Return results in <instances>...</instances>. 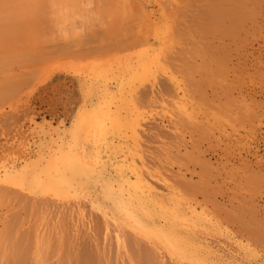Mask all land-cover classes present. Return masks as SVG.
Listing matches in <instances>:
<instances>
[{"label":"rangeland","instance_id":"obj_1","mask_svg":"<svg viewBox=\"0 0 264 264\" xmlns=\"http://www.w3.org/2000/svg\"><path fill=\"white\" fill-rule=\"evenodd\" d=\"M24 1H26V0H24ZM59 1L61 2V4H59ZM253 1L256 2V0H253ZM253 1H251V2L253 3ZM263 1L264 0L261 1L263 3L262 5L259 4L258 0L256 3L257 6L260 5L262 7V8H259L260 11L256 8L260 13L254 8L255 11L252 13L253 15L248 14V16L246 17L245 25H243V28H242L243 32H241V34L232 33L233 35L230 34L231 36H225L224 37L225 40H224V38H222L219 35V30L221 29L220 28L221 26L217 27V29H216L215 26H217L218 23H212L211 21H212V18L215 19V20H213V22L217 21L216 19H219L218 20V22H219L218 26L221 25V21H224V20L228 21V19H229L228 14L222 15V16L220 15L219 17H217V15L216 16L212 15V13L213 14L216 13V12H213L212 9H215L218 12L217 7H222L220 5L221 2H222V4H223V2L226 4L225 0H65L64 2H63V0H27V2H25V4L23 3L24 8L23 7L22 8L29 10L30 5H32V7L34 6L35 8L34 7L31 8V6H30V12L27 11L25 13L31 14V16H32L31 9H33L35 14H33L32 17H34V15H35L36 23L38 21L36 18L39 19L38 23L36 24V25H38V27H36V26L35 27L39 29V33H40L39 36L40 37L37 36L38 34H36V40H34L33 45L36 47V45H37L36 43L38 42L39 38H41V40H39V42L41 41L40 44L42 43V46L46 47V48L43 47V49L48 48L46 51H50L51 53L47 52V54H46L47 58L44 57L45 56L44 50H43L44 56H42L43 55V54H41L42 52L38 53V55L39 54L41 55V56L39 55V57L36 54L37 57H35V59H37L36 62L38 61L37 62L38 63L37 68L35 67L36 64L34 65V63H36L35 59H30V63H29L30 66H32L31 65L32 63L34 65V66H32V67H34L32 69V71L30 69H28L30 66L27 67V70L23 69V68H26V66H24V65H28V61H24V62H21L19 65H16L15 69L12 70L11 72L14 75V73H16V71H17V73L14 75V77H15V79L17 78L16 84L19 87L17 85H14L16 87V90H13V91H15L16 94H18V95L12 94L14 92H9V90H11L13 88V86H12L13 84L12 85L10 84L11 87L8 86V88L10 87L11 89L8 90V88H7L8 92L6 91L7 93L4 92L5 94L0 96V183H2V186H5V185L7 186V184H5L6 181L8 180L7 174L10 172V170L15 165H17L18 167L24 166L25 161H23V158H21L22 152H24L23 154L25 156V155H28V151H29V155H31L32 158L29 159L27 163L35 164V168H36L37 165H41V163L38 162L39 156H37L39 154L40 150H47L48 151L51 149L52 150L57 149V154L60 155L61 153L65 152V150L70 148V146H68L69 142H71L72 149H74L73 152L76 153L77 155H79V160H78V158H76L77 163L80 162V165L81 166L83 165L82 167L84 168V170L87 173H90V175H93L95 173V169L97 167L99 168V166L102 164L103 161L105 163H107L108 165L116 164L117 161H123V163H126L125 165H130L133 162L131 167L135 168V170H137V171L139 169V172L141 169H143V170H141V172L146 177L147 181H154V184L158 183V182H156L157 178H159L161 176L170 177L169 178L170 183H176V182L180 183V181H181L180 176L185 174L187 178H190L191 172H196L197 174L201 175L203 178H209V176H208L209 173L207 172V170L205 171V169L202 167V164L195 158V156H194L195 154H192V148L193 147L194 148L203 147L204 149L208 148V146L211 147L212 149H218V147H222V148H219V150H224L225 147H230V149L235 150L236 151L235 154L237 153L235 156V159L233 162L231 161L232 163H229L228 168H226V170L230 169L231 168L230 165H233V164H234L235 170H237L236 167L237 168H239V166L241 167L242 163L244 165V163H246L248 160H249L248 162H250V161L255 162L256 160L255 159L253 160L254 157L251 158L252 154H251V156H250V154H248V152H250V151H251L250 153H254L260 149V151H262L263 153L258 151L259 157L261 158L262 156H264V134H262V132L264 133V123H262V122H264V107H261V109H260V106H264V90L262 89V87H264V84H263L264 82L258 81L260 84L256 83V81L259 79L258 76H260L261 74H263V75H261L260 77H262V79H264V70H263L264 69L263 68L264 67V65H263L264 64V57H263L264 56V39H263L264 38V29L260 30L262 28V26L264 28V10H263L264 2ZM19 2H16V3H18V5L21 7V3L23 1L19 0ZM247 2H248V4H247ZM247 2L246 1L244 2V6H245L244 10L245 9L246 10L252 9V7H254V4H252L250 2V4H251L250 5L249 0H247ZM26 4L27 5L30 4V5L26 6ZM239 11H241V10H239ZM180 12L182 14H183V12H184V14L185 13L186 14L182 15V14H180ZM246 12H248V11H246ZM176 13L179 14V17H178V14L176 15ZM175 16L177 18H175ZM184 16H185L186 20L184 19ZM116 17H118V18H116ZM122 17H124V19ZM126 17L128 19V22L131 21L130 25H133V27H130V25H128V30L130 31V33H132V36L129 35L130 34L129 31H128L129 34L127 33V35H125V36L129 35L130 37H127L128 39L132 38L134 40H136V39L148 40L150 45H153L155 47L156 53L153 50L154 53L155 54L158 53V55H159L158 60H157L158 65L156 64L155 61H154V64L151 62L148 64V67L150 66L151 70H153V69L158 70L159 69L160 71H162V68H163V71L165 72V69H167L169 67L168 72L170 71L172 73V72H175L176 67L179 69V65L181 64L180 67H182V69H179V70H183L184 72L186 70V73L187 72L189 73L191 71L190 75L191 74L192 75L193 74L198 75V73H201L202 76L205 77L201 80L202 81L206 80L203 83L204 86L201 84L202 88L207 90L208 92L209 91L212 92V90H213L216 93V95H217L215 97L216 100L214 98H211V97H210V102H208L209 100L202 99L203 97L198 96L200 94H199V92H197L200 89L198 88L195 92L197 85L194 84V83H196V80H194L195 79L194 75L191 76L192 79L189 80L190 76L183 74L184 72L181 73V72L176 71L177 77L179 75L178 80L181 81L183 79L181 81V83H182V85L184 84L183 86H185L186 89L188 90L189 96H188V98L184 99L185 101L183 104L186 103L185 105L187 106L190 103L189 107L188 106L187 107L189 108L188 110L190 112V115L192 116L190 118L191 121H194L193 119H195V121H196L199 117H201L203 124L208 125V127L214 126L213 127L214 130L210 129V131H208L206 137H203V138L199 137L197 132H196V128L194 125L184 123V122L180 124V122L178 121V117L180 116V118H182L184 116H182V113H180L179 110H180V108H183V105L181 103V106H180V102H178L179 103L178 104V103H176L175 100L170 99V98L159 99L156 103H151V104H146V103H141L140 105L138 104L137 107H135L137 110L135 111V108L133 109V117L135 116L134 115L135 112H136V116L133 118L134 121L132 122V124L121 121V122H119V124H116L115 126L111 127L110 124L107 122V119H103L100 122L106 123L107 126L106 127L103 126L102 128H101V126H98V131H97V125L94 124L95 123V121L93 120L94 117H92L90 119L91 120L90 121L89 119H86V116L83 115L86 113V111H85L86 107L88 110L94 109L92 106H90V103H91V100L95 99V95L97 94V90L95 89L96 86L94 85V84H96L97 81L93 79L92 86L88 85V81H89L88 79L89 78L87 79V77H89V76H87V75L90 74L92 69H94L98 66H100V67L97 69L103 68L102 70H105L104 68L107 69L108 67L110 69L111 66H118L119 58L122 57L123 55H127V50L125 51L120 46H118V44H116L117 43L116 40H118V43L119 42L122 43V41H123L122 33H120V34L117 33V36H111V35H115V33L117 31L118 32H119V30L121 31V29L123 27V26L120 27L121 24H119L120 25L119 26L118 24H116V23L114 24L113 22H116V20L119 19V22L118 21L117 22L123 23L124 20H127ZM249 17L252 18L251 19L252 21L254 20V23L252 21H249V19H250ZM194 18H195V20H194ZM220 18H223V19L220 20ZM120 19H122L121 22H120ZM174 20L176 22H174ZM190 20H192V21H190ZM178 21H182L183 23L182 22L178 23ZM226 21H224V22H226ZM255 21L257 23H255ZM192 22L194 23V25H192L193 24ZM258 22L260 24H258ZM176 23H178V24H176ZM181 23H182V27L184 29L182 31L180 30V29H182ZM187 23H188V25H192L193 27L189 26V27H191V28H189ZM109 24H110V27H109ZM112 24H114L113 26L117 25L116 27L119 30L115 29V31H113V33L112 32L110 33L108 30L113 28ZM123 24H126V23L124 22ZM253 24H255V26ZM178 25H180V26H178ZM208 25H210L211 27H209ZM184 26H186L187 28ZM249 26H251V27H249ZM106 27L108 28L107 31H108V35L110 37L106 34V35H103L104 38L99 39L101 32L103 30L105 31ZM116 27H114V28H116ZM204 27H206V28H204ZM256 27H257V29H256ZM195 28H196L197 32H195V30H194ZM213 28L218 30V31H214ZM247 28H249L250 31L247 30ZM251 28L255 29V30H252ZM191 29L194 30V33L192 32ZM244 29H245V31H244ZM185 30L187 33L185 32ZM207 30H208L209 35H212L213 37L217 38V40L221 43H219L215 38H211L212 36L208 35ZM183 31H184V33H183ZM190 31L192 32L191 33L192 36H189ZM248 31H249V33H248ZM251 31L254 32V34ZM257 31L262 32V33L260 32L261 36H259L260 33ZM36 32H38V31H36ZM250 32H251V34H250ZM216 33H218V34L216 35ZM193 34H195V35H193ZM246 34L248 35V37L250 36V38H248L247 36L245 37ZM196 35H198V37ZM234 35H238L240 38L237 36L238 37V39H237L236 37H234ZM242 35H244L243 38H242ZM107 36H108V38H107ZM195 36H196V38H194ZM90 37H93L95 39V41L93 42L94 39L92 38V40L90 41V39H89V41L86 44V41ZM219 37H221V39H223V40H221ZM256 37L257 38L259 37L261 40L260 39L258 40ZM37 38H38V40H37ZM124 38H126V37H124ZM191 38H193L192 41L190 40ZM233 38L235 39L234 41H233ZM85 39H87V40H85ZM103 39H105V40H103ZM111 39H115V40L113 41ZM213 39H214V41L212 42ZM82 40H84V43H85L84 44L82 42L83 45H82V43L80 44V42ZM124 40H126V39H124ZM195 40H197V41H195ZM201 40L204 44L202 42H200ZM250 40H251V42H250ZM75 41H80V42L76 43ZM193 41L196 43H194ZM238 41H239V43H238ZM252 41H253V43H252ZM39 42H38V44H39ZM74 42L76 44H74ZM105 42H107L108 45H105ZM197 42L201 43V44H197ZM206 42H207V44H206ZM233 42H235L236 44ZM248 42H250V44ZM32 43L33 42L31 41V44ZM208 43H210V46L208 45ZM223 43L229 44L230 47H229V45L228 46L223 45ZM40 44L37 47V49L40 47ZM72 44H74V46ZM212 44L214 46H212ZM244 44H246V47L244 46ZM69 45H72L73 47L69 46ZM103 45H105L106 47ZM201 45H203V46H201ZM241 45L243 47H245V49H243V47H241L240 48L241 50H240L239 47ZM248 45H251V46H248ZM108 46L111 47V49H108ZM114 46L120 47L121 49H119V48L117 49V47L114 48ZM215 46H218V48L216 49ZM96 47H98L97 50H94V49H96ZM154 47H153V49H154ZM210 47H212L213 49H211ZM219 47L220 48L223 47V49L221 48L222 49L221 50V49H219ZM66 48H69L68 51ZM156 49H158V50H156ZM244 50H245V52H244ZM217 51H218V53H217ZM208 52H209V54H208ZM233 52H235V53H233ZM237 52H239L240 55H238ZM222 53H223L224 59L222 56H219V54L222 55ZM129 54H131L132 56H139V58L143 57V48L141 46H139L138 41L136 42V45H133V47L130 49ZM177 54H178V57L180 55H182L183 57L185 56L184 57L185 59H186V56L189 59L190 58L191 59L189 61L186 60L188 62V64H187L186 61H184V58H182V56L177 60L174 58V61L177 64V66L176 65L174 66L175 63L171 57H177L176 56ZM183 54H186V55H183ZM206 54H207V56H206ZM233 54L237 58H235ZM241 55H243L244 60H242ZM211 56H213V57H211ZM239 56H240V58H238ZM159 57H160V59H159ZM207 57H208V60H207ZM38 58H40L42 61ZM233 58H235V59H233ZM192 59H194V60H192ZM226 59H227V61H226ZM238 59H239V63H240V61H241V63H243V61L244 62L246 61L245 63H243V64H246V66H244L241 63L239 64L237 61ZM43 60L45 62L41 64V62H43ZM191 61L194 62V66L192 65L193 63ZM259 63H261V64L259 66V69H257ZM155 64L158 66V68H156V69H155V67H156ZM197 64H198V67H197ZM261 65H263V67H261ZM102 66H105V67H102ZM159 66H161V67H159ZM195 66H196V68H195ZM171 67H173V69H171ZM191 67H192V69H190ZM17 68L18 69L21 68V69H19L20 71ZM186 68H188V69H186ZM193 68H195V70ZM245 68H247V69H245ZM222 69H224V70H222ZM256 69H257V72H256L257 74H254V70H256ZM261 69L263 71H260ZM196 70L198 71V73H196ZM226 70H227V73H226ZM245 70H247V71L244 72ZM22 71L24 74L26 72H28L31 75L26 73L25 74L26 77H24L25 75L22 73ZM24 71H26V72H24ZM30 72H33L36 77L34 76L35 78H33V76H32L33 74ZM35 72H36V74H35ZM152 72L156 73V71H152ZM162 72L159 73V71H158V73H157L158 74L157 76H159L158 79L160 78L161 81L163 79L165 81H167V79H165L168 77L167 74L165 75V73H164V75L167 77H165V78L163 77V79H162V76H164V75H162ZM258 72H259V74H258ZM21 74H22V76H21ZM149 74H147L148 76H146L148 78L147 81H145L146 78H144L145 84H149V79H150L149 76L152 77V75L151 74L149 75ZM252 74H253V76H255L254 78H253ZM180 75L182 77L185 75L186 77L184 76L182 78ZM27 76H29V77H27ZM91 77H92V75H91ZM28 78L31 79L32 81H30ZM85 78H86V80H85ZM262 79L260 78L259 80H262ZM25 80H29V82L28 81L26 82ZM150 80H152V78ZM164 80H163V82H164ZM251 80H254V82ZM23 81H24V84H22ZM241 81H243V82L246 81L247 84L246 83H244V84L247 86L249 85V83H251V84H250V86L247 87V86L243 85V82H241ZM252 82L255 84H253ZM30 83L32 86L30 85ZM35 83H37V86H35L36 85ZM192 84H194L196 86H193ZM239 84H241L242 89L240 88ZM236 85L238 87H236ZM254 85H256V86H254ZM27 86H29V87H27ZM223 86H225V87L221 88ZM23 87H25V89ZM260 87L262 90L260 89ZM252 88L255 90H253ZM141 89L142 90H140V91H142V92L144 90L148 91L147 88H144V89L141 88ZM238 89L239 90H243V89L246 90V91L245 90L243 91L244 95L247 93V95H245L247 98L246 101L248 103L249 102H251V103L248 104L246 102L247 106L244 109L245 111L243 110L241 112V114L239 112V114L236 115V113L238 112L236 110L237 106H235V105H237L236 100H237V98H239V93H238L239 90ZM258 89H260V91ZM223 90L227 91L226 97L223 100H219V93L222 92ZM229 90H230V92H229ZM249 90H250V93L252 91H255V92H258V94L254 92L256 95V96H254L253 92L251 94L249 92H247ZM193 92L195 94L194 96L192 95ZM211 92H209V93H211ZM261 92H263L262 95H259V94H261ZM8 94H10V96ZM228 94H230V95H228ZM191 95H192L194 100L191 99ZM251 97L253 99H255L256 102ZM188 99H189V101H187ZM249 100H251V101H249ZM215 101H217V102H215ZM261 101H263L262 102L263 104L261 103ZM218 102H219V105H218ZM175 104H178V105L176 106ZM191 104H193V105H191ZM231 104L232 105L234 104V105L232 106ZM250 104H252L254 106V108H253V106H252V108H251V106L249 107ZM258 104H261V105L259 106ZM199 106L202 110H200V111L195 110L194 111V108L196 109ZM224 106H226L227 110H225V108L223 109ZM229 106L231 107L230 109H229ZM258 108L260 111L258 110ZM190 110H192V111H190ZM220 110H221V113H220ZM256 110L258 112H256ZM218 112L224 117V120L222 119L223 117L222 118L220 117L221 115ZM253 113H254V115H256V117L255 116L252 117ZM225 114H226V116H225ZM249 114H250L251 118L249 117ZM259 114H260V116H259ZM217 115L219 116L220 120L217 117ZM79 117L81 119H79ZM205 117H206V120H205ZM240 117H242V118H240ZM231 118H233V120ZM171 119H173V121H176L179 123L178 124V127H179L178 131L177 130L174 131V129L172 128V125L169 124L168 121H170ZM162 120L164 122V125H170L169 129L166 128L164 133H160L157 130L152 129V128H154V126L157 123H160ZM260 120H261V124H263V125H261L259 123ZM209 121H210V123H209ZM235 121L237 123H235ZM220 123L222 126L221 125L219 126ZM258 123H259V125H257ZM260 125H261V127H258ZM100 129H101V131H100ZM260 129H262V130H260ZM133 131L136 132V136L132 140L135 141L134 143L136 145L131 144V146L129 147L128 144L131 142V140H130V138H125V137H126V135L130 136ZM258 131L261 133H259ZM137 135H139V136H137ZM138 137L141 140L139 142L140 145L137 149L135 146H137L139 144L138 143V140H139ZM250 137H251V139H250ZM205 138H206V140H205ZM253 138L255 140L258 139V141H256V142L253 141ZM260 138H261V140H260ZM74 140H76L75 143H72V142H74ZM128 140H130V142ZM251 141H252V144H251ZM57 142L59 143V146L55 145V143H57ZM91 142H93V143L91 144ZM257 142H259V143H257ZM250 144L252 146H250ZM132 145L134 148H136L135 150L132 148ZM210 145H212V146H210ZM257 145L259 147L258 149H257ZM213 146H217V148L216 147L214 148ZM247 147H249L248 149L250 151L249 150L247 151ZM24 148H25V151L24 150L22 151V149H24ZM28 148H29V150H28ZM131 148L133 149V151ZM237 149H239V150L237 151ZM193 151H195V150H193ZM84 152H86V153H84ZM239 153H241L242 155H240ZM23 154H22V156H23ZM138 155H140V156H138ZM239 155L242 157V159H240L241 157ZM155 157H159V158L154 159ZM133 158L135 161H133ZM237 158H238V160L240 159L239 162L241 165L238 163V161H236ZM243 158H246V160H244ZM207 159H210V161L213 163V168L218 169L220 167V169H221L223 164H220L219 160H218L219 162L216 161L215 156H213V157L207 156ZM230 159L232 160V157ZM214 162L217 163V165ZM128 163H130V164H128ZM89 164H91V165L94 164V165L91 166ZM134 164L137 167H134L135 166ZM235 164H237L239 166H237V165L235 166ZM44 168H46L44 166V164L41 167L37 168V170H34V168H32L34 170L33 176L36 174L38 175L40 172L41 175L44 177V175H45L43 172ZM109 168H112V167H109ZM124 168L126 169V167H124ZM214 173H216V170L214 171ZM206 174H207V176H206ZM238 180L239 179L237 178V181ZM241 181L239 180L241 185L239 184V182L238 183L236 182L237 184L234 183L235 184L234 186H233V183L232 184H224V185H226L225 186L226 188H224L223 183L222 184L218 183V184H216L217 186L216 185L214 186L215 183L212 181L211 186H210L212 188H209L210 189L209 194H210L211 198L213 197L211 195V193L213 195L215 194L214 199H217V200L213 201L212 200L213 198L211 199L209 197V195H207L209 191L205 192L207 190H206V187H204V184H203L204 188H202V190L203 191L205 190V191L204 192L201 191V192H203V195L201 192L199 194H197L196 190H195L196 191V193H195L194 188L199 184L198 183L199 178L197 175H194V180L191 183H193L195 185V187L192 190L195 194L192 191H190V188H189V190H186V191L188 193H190L191 196L187 192H184L183 194L187 198L189 197L188 198L189 200L193 199L194 195L197 194L196 196H198L199 201H202L201 200L202 198L206 199V197H203L206 195L209 198L207 197L208 200L206 199L204 201H208V203H207L208 209L209 210H212V209L216 210V208H214L216 206V207L222 208V214H225V216L222 215L221 209H219V208H217L218 211L216 210L215 213L210 211V215L215 216L214 218L218 219V217H216V215L219 217H222V218L218 219V221L220 222V223L219 222L218 223L221 225L222 228L220 227L219 224L218 225L217 224H214V225L211 224V226L208 224L207 225L208 227L206 228V230L201 229L200 233L198 232L199 233L198 237H200L199 239L202 242H209V241H214V240L215 241L216 240L221 241L220 245H222V248L225 250L231 251L236 246L237 250H238V248L241 249V251L239 253L242 252L241 255L243 257H245L246 259H247V257L250 256V254L253 255V253H255V255H254L255 259L258 258V259L262 260L264 258V247L261 246V245H263L262 242L264 241V239H263L264 238V236H263L264 231L262 232V230H264V225L262 226L263 227L262 228L259 220L264 218L263 217L264 216V206H263L264 196H262V195H264V185L260 184L263 188L260 187V185H259V187H255L257 184L254 186V182H252V181L248 182V183H246L245 180L242 182ZM244 184H246V185H244ZM251 184H252V187H251ZM94 186H95V183H93V180H90L89 184L87 185V188L84 189L85 191L83 190V188H81V190L76 189V191L69 192L65 195L63 200L66 202V205L65 204L63 205L62 203L58 202L61 205H58L56 208L55 203H53L56 210L58 209L60 211L65 212L62 214L64 220H63V218L61 219V217H62L61 215H58V216L53 215V217L47 216V220H45V219H42L43 218L42 216H44V214H41L42 209L39 208V210L41 212H39V210H38V206L40 203L36 204V210L37 211L31 212L32 207L30 208V206H32L34 201H38L40 198H41L40 200H44L46 198V201H47L46 204L49 205V208H51L53 206V204H52L53 201L51 198L55 197L53 191H50L47 189H40L41 187L38 188L31 181H28V182L15 181V184L12 186L13 189H12L11 194H7V196L4 195V196L0 197V231H2V232L6 231L5 234L11 233V232L16 233L18 236V240H16L17 244L15 243L16 245L21 244L19 242V240H20L19 238H22V240L25 239L24 240L25 242H27L26 241L27 238H28V240L30 239L31 241L29 240L28 241L29 243L27 242L28 244L27 243L25 244V242H23L21 240L22 244H25L27 247L26 248L24 246L25 249H28L29 247H31L28 250L29 251L28 255H29V253L31 254L32 250H33L32 246H31V244L33 245V243H32L33 237L30 238V236H32L35 229H37L38 233L43 234V233H45L46 230H52L53 227H59V225H61L62 223H63L62 226H64V224L66 223L64 226V229L67 230L69 232V234L72 233L71 235L73 237H75L78 232H80L81 237L78 234L80 239L83 238L82 235L84 236V234H87V236H84V240L82 239L83 240L82 243L85 241L83 244L80 242V239H76L80 245L82 244L80 252H82V251L84 252L85 250L88 251V249L90 248V251L91 252L93 251V254H94V250L96 252V249L98 248V250H99L98 252H100L99 253L100 256L98 255V253H96L98 255V257H96V260H97V258L100 259L103 262V264H159V261H161V260L158 257L157 253L150 248V245H149L150 243L152 245H154L155 247H158L161 250L164 263H167V264H174V263L175 264H190L189 262H186V261L190 258L191 251L188 250L187 248L182 249L181 247L177 246V243L175 245V241H172V240L170 241L169 238L167 239L166 237H163L162 235L158 234L154 230V228L151 226V223L150 222H149L150 224L148 223V221L150 219V215H147L143 218H142V216H140L139 225H136L135 227L133 225L136 224V222L133 221L132 217H130L129 215H123L121 217L114 215V216H112V218L115 217L116 221L114 219L110 218V219H108V224L104 225L103 215L98 210L93 209L91 207L90 203H88V201L86 199L87 192H93ZM248 186H250V187H248ZM35 187H36V189H35ZM213 187H214V189H213ZM217 187H219V189H221L223 191V192L221 191L222 194L229 190L228 192H226L227 194L225 193L226 197L224 196V194L223 195L220 194L221 196L218 194V193H220V191ZM222 187H223V189H222ZM234 187H235V189H234ZM238 187H241L243 189L239 188V190H240L239 191ZM14 188L19 189V191H17V190L15 191ZM248 188L250 189V191L248 190V192L250 194L246 190ZM255 188H257V189H255ZM258 188H260V189H258ZM211 189H213L214 191L211 192L212 191ZM224 189H226V190H224ZM231 189H233V190H231ZM230 190L233 192H231ZM253 190H256L257 192L256 191L254 192ZM259 190H262V191H259ZM39 191H41V192H39ZM160 191H162L164 194L167 193V190H165L164 188H160ZM236 191H238V192H236ZM20 192H24V194H25V192H27L28 195L34 196L33 198H36V200L34 199L32 201L31 199H33V198L27 199V200H29V201H26L28 204L26 202H22L23 201L22 197H21V200H19V199L14 200L15 197L20 195V194H17ZM48 192H49V194H48ZM242 192H244V193H242ZM51 193H52V195H51ZM205 193H207V194H205ZM229 193H231V194H229ZM251 193L252 194L254 193L253 194V198L255 197L254 199L252 197H250V196H252ZM24 194H23V196H24ZM47 194H48V196L50 195V198L47 197ZM244 194H246V196H244ZM255 194H258L260 196L255 195ZM67 195H68V197H67ZM227 195H228V197H230L231 200L234 201V202L233 201L231 202L229 199V203L231 202L230 205L226 201L227 199L225 200V198H228ZM232 196L235 200H237L236 203H235V200L233 198H231ZM240 196H242V198L246 197V198H243L244 201L241 200ZM26 197L27 196L25 195V197L23 198L24 201L26 200L25 199ZM42 197H44V199H42ZM257 197H259V198H257ZM18 198H20V196ZM29 198H30V196H29ZM199 198H201V199H199ZM256 198H257V200H256ZM260 198H261V201L259 200ZM248 199H249V201H248ZM210 200H212V201H210ZM253 200H255L256 201L255 203H258L257 205H259L261 207L260 208L256 204H253L254 207L255 208L258 207L259 210L255 209L254 207H252V210H251V206H252L251 201H253ZM48 202L51 204H49ZM243 202H244V204H243ZM245 202H246L247 207H245L246 206ZM56 203H57V201H56ZM223 203H225L227 205H225ZM239 203H240V206L243 205V209H244V207L247 208V211H246L247 213L249 212V210H250V212L253 211L252 213L254 216L252 215V213H251V216L248 213L249 215L244 217V215H246L245 209L243 210V209H240V206L239 207L235 206V204L239 205ZM253 203H254V201H253ZM209 204H211L212 209L210 208ZM213 205H214V207H212ZM231 205H234L235 208H234V206H232L230 208ZM59 206H62L63 209L61 210L62 207H60V209H59ZM76 206L82 207L83 213L81 214V216H80V214L76 213V211H77ZM22 208L24 211L22 210ZM70 208H73V210L75 211L74 212L75 215H74V213L72 214L75 217H73L72 215L70 217H69V215L68 216L65 215V214H69L68 210ZM223 208L226 209V212H228L227 209L228 210L231 209V210L228 213H226V212L224 213L225 210H223ZM236 208H239L240 210L239 209H237V210L240 212H238L236 210ZM241 208H242V206H241ZM248 208H250V209H248ZM66 209H68V210H66ZM232 209L234 211L236 210L237 217L239 216L241 211L244 212V213L240 214L239 222H242L240 220V218L243 216L242 220L244 219L243 222L245 223V225H244V223H239L237 220H235L236 217L233 218L234 216H232V215H235L236 212L232 213L231 212ZM261 209H262V211H261ZM34 210H35V208H34ZM64 210H66V211H64ZM211 212H212V214H211ZM229 213L232 214L231 215L232 218L230 217ZM255 213L256 214L259 213V214H257V216H256ZM242 214H244V215H242ZM59 216H61V217H59ZM57 217H59L60 219H58ZM78 217H80V218H78ZM223 217H224V219L228 220V222L226 223L227 225L224 224L226 222V220H224ZM229 217L231 219H234V220H231V223H230ZM249 217L251 220V224H250V220H248ZM40 218H41V220H40ZM44 218H45V216H44ZM49 218H51V219L48 220ZM252 218H253V220H252ZM23 219H24V221L21 222V220H23ZM222 219L224 222L222 221ZM236 219H238V218H236ZM245 219L247 221H245ZM255 219H258V221L257 220L255 221ZM61 220H63V221L60 224L59 221H61ZM47 221L52 223L53 225H51L50 223H48V225L45 224ZM57 221L59 223H56L57 224L56 225L55 222H57ZM248 221H249L250 225H248L247 229H245L246 224H248L246 222H248ZM262 221H263L262 224H264L263 219H262ZM254 222L255 223L259 222V224H255ZM215 225H217L219 227V229L220 228L221 229L220 230L218 229L219 231L218 230L216 231L215 229L218 227H216ZM238 225L240 228L238 227ZM255 225H258L259 228ZM213 226H215V229L214 228L212 229ZM124 227L128 229V232L126 231L127 229H125ZM224 227H227V228H224ZM231 227H233V228H231ZM26 228H28L29 230H27ZM208 228H210V229H208ZM252 228L254 230L251 231ZM92 229L97 234V235L95 234L97 237V241L96 240L95 241L97 242L96 245H98V246H96V249L93 248L94 250L91 249V247H93L91 245L95 243V241H93V240L96 239V237H94V239H92L93 238L92 236L94 235L91 231ZM243 229L249 230L250 232H252L253 236L255 235L256 240H258V238H261L263 241L261 240L262 241L261 242L260 240H258L259 244L256 243L257 241H255L257 246L255 245V243H253V245H251L250 249H247V251H245L246 248L242 249L241 247H239L237 245H233V243L230 240H227L230 237L233 238V236H232L233 231H236V233H237V231L239 232V230H240V232H241ZM256 229H258V230H256ZM129 230L132 233H134L136 236L143 235L142 237L144 239H142V240H144V241L142 243L140 242L141 244L139 243L137 245V243L141 240L139 239L140 237L136 238V240L139 239V241H137L136 244L134 242V244H135V246H134L132 244L133 235H132V233L131 234L129 233L130 232ZM229 230L230 231L232 230V232L229 233ZM27 231H29V234L27 233ZM124 231H126L127 233H125ZM225 232H228L229 236ZM255 233L258 235H256ZM224 234H226L227 236L226 235L224 236ZM260 234L263 236V238ZM28 235H29V237H28ZM127 235H129V239H128ZM235 235H236V237H238V235H240V234H235ZM235 235H234V237H235ZM78 236H76V238ZM88 236L91 237L90 242H89V239H87L90 244L92 242L91 245L88 242H86L87 240L85 237H88ZM117 236L121 237L122 239H125L123 241L127 240V242H125L126 247H125V244H122L121 246H119L118 241H117ZM136 236H134V237H136ZM24 237H27V238H24ZM227 237H229V238H227ZM53 240L55 241V239H52V241ZM72 240H73V242L76 241L75 238H73ZM136 240L134 238L133 241H136ZM54 241L50 244V247L48 249L49 251L50 250L52 251L51 252L52 256L50 257V252H48V257L47 256L45 257V259L47 260L45 264H48L47 262H49L50 264H55V263L57 264V261H58L57 257L59 259H61L60 263L58 262V264H61L62 262H64L63 264H65V263L69 264L67 262L70 259H69V257L67 258L66 257L67 254L64 253V251H68L67 247H69V246L65 245L67 247H65V246L61 247V250L63 251L62 253H60L61 252L60 248L58 249L59 251H57V252H59L58 253L59 255L60 254L62 255L63 253L66 254V256L60 255V257H59L57 252L55 254H53L54 251L57 250V248H56L57 243H56V241L55 242ZM77 241L74 243L75 244L78 243ZM228 241H230V242H228ZM6 243H8V245L11 244L10 241H7ZM53 243L54 244L56 243L55 246L53 245ZM5 245H7V244L4 243V247L2 248V253H4L3 262H5L4 260H6L8 258L7 251L5 250V249H7L5 247H7L8 245L7 246H5ZM19 245L17 246V248H19ZM94 246H95V244H94ZM252 246H255L257 248L252 247ZM120 247H122V248H120ZM30 249H31V252H30ZM235 250H236V248H235ZM249 250H252V253H251V251L249 252ZM44 251H43V253H44ZM236 251L233 250L232 252L235 253ZM16 252H17V250H16ZM243 252H246L247 257H246L245 253L243 254ZM8 253H9V251H8ZM239 253L238 252L235 253V254H237L236 256H238L237 258L240 261H245L246 259L244 260V258L241 255L239 256L238 255ZM56 254H57V257L56 256L54 257L53 255H56ZM44 255H45V253L43 254V256ZM82 255H83V253H81V257H80L81 261H83L85 258H88L87 260H89V257L93 258L95 256V255L92 256V254H91V256H89V251H88V255H87L88 257L87 256L84 257L85 256V254H84L83 255L84 258H83ZM187 255L189 256L188 258H187ZM252 255L250 257H252ZM259 255H260V257H259ZM30 257L32 258V255ZM63 257H64V259L66 257V260L62 261ZM1 258H2V256L0 257V261H1ZM27 258H28L27 264H28V261L30 264L31 263L30 260H32V259L31 258L29 259V256ZM241 258H242V260H241ZM252 258H249V259H252ZM45 259H43V260L45 261ZM73 259L76 260L75 257L72 258V260ZM87 260H85L83 262H86L87 264L94 262V261L89 262ZM90 260H91V258H90ZM240 261H239V264H241ZM70 263L72 264L73 262H70ZM74 263L81 264L80 262H78V259ZM86 263H83V264H86ZM95 263H96V261H95ZM96 264H98V263H96ZM99 264H101V263H99ZM225 264H227V263H225Z\"/></svg>","mask_w":264,"mask_h":264},{"label":"bare ground","instance_id":"obj_2","mask_svg":"<svg viewBox=\"0 0 264 264\" xmlns=\"http://www.w3.org/2000/svg\"><path fill=\"white\" fill-rule=\"evenodd\" d=\"M23 2L21 3V7L18 5V3H16V2H19V0H0V96H2V95H4L5 93H7L8 92V90L9 89H11L10 87V84L13 86V88L11 89V90H9V92H14V93H12V94H14V95H18V94H16V92L15 91H13V90H16V87L14 86V85H17L16 84V80H17V78L15 79V77H14V75L17 73V71H16V73H14V75H13V73L11 72L12 70H14L15 69V66L16 65H19L21 62H24V61H28V65H24V66H26V68H23V69H26L27 70V67H29L30 66V59H35V57H37V55H38V53L39 52H42L41 54H43V52L45 51V56H44V54L42 55V56H44L45 58H47V52H50V51H46L47 49H43V47L44 46H42V43L40 44V42H39V40H41V38H39L40 36H39V29L38 28H36V27H38V25H36L37 23H38V21H39V19L38 18H36L38 21H37V23H36V21H35V15H34V17H32L33 16V14H35V12L33 11V9H31V11H32V16H31V14H28V13H25V12H27V11H29L30 12V6H31V8H33L32 7V5H30V4H28V5H30L29 6V10H27V9H23L24 8V5H23V3L25 4V2H27V0L26 1H24V0H22ZM65 0H63V2H64ZM226 1V4L223 2V4H222V2L220 3V5L222 6V7H217V10H218V12L215 10V9H212V11L213 12H216L215 14H213L212 13V15L213 16H216L217 15V17H219L220 15L222 16V15H226V14H228L229 15V19H228V21H226V20H224V21H226V22H224V21H221V25H219L218 26V24H219V22H218V20L219 19H216L217 21H215V22H213V20H215V19H213L212 18V23H218L217 24V26H215V28L217 29V27H220L221 29L219 30V35L222 37V38H224L225 36H231L230 34H232V33H234V34H241V32H243L242 31V28H243V25H245V19H246V17L248 16V14H252L254 11H255V9L257 8L258 10H259V8H262L260 5H262L263 3L260 1V0H258V2H259V6H257L256 5V3H257V0H256V2H254L253 0H251V1H253V3L249 0V4H250V2L252 3V4H254V7H252V9H249V10H244V2L246 1L247 2V0H225ZM21 2V1H20ZM19 2V3H20ZM73 2V1H72ZM71 2V3H72ZM264 2V1H263ZM59 4H61V2L59 1ZM243 4V5H242ZM247 4H248V2H247ZM27 4H26V6H28ZM246 5V4H245ZM251 5V4H250ZM25 6V7H26ZM257 6V7H256ZM23 7V8H22ZM230 7V8H229ZM247 7V6H246ZM28 8V7H27ZM35 8V7H34ZM255 8V9H254ZM248 9V8H247ZM256 9V10H257ZM239 10H241V11H239ZM257 10V11H258ZM263 10H264V6H263ZM243 11V12H242ZM246 11H248V12H246ZM250 11V12H249ZM252 11V12H251ZM260 11V10H259ZM258 11V12H259ZM260 13V12H259ZM178 13H176V15H177ZM180 14H182L181 12H180ZM183 14H184V12H183ZM182 14V15H183ZM186 14V13H185ZM184 14V15H185ZM175 15V14H174ZM253 15V14H252ZM256 15V14H255ZM262 15V14H261ZM129 17V16H128ZM178 17H179V14H178ZM188 17V16H187ZM116 18H118V17H116ZM123 19H124V17H122ZM175 18H177L176 16H175ZM216 18V17H215ZM224 18V17H223ZM223 18H220V20H222ZM250 18V17H249ZM126 19H127V17H126ZM181 19V18H180ZM184 19L186 20V18H185V16H184ZM252 18H250L249 19V21H252L251 20ZM255 19V18H254ZM130 20V19H129ZM179 20V19H178ZM182 20V19H181ZM194 20H195V18H194ZM193 20V21H194ZM248 20V19H247ZM119 22V19L118 20H116V22H113L114 24L116 23V24H121V26L120 27H122V29H121V31L116 27L117 25H115V26H113L114 24H112V26H113V28L112 29H109L108 30V28L106 27V32L103 30L102 32H101V34H100V37H99V39L100 38H104V36L103 35H108V31L111 33H113V31H115V29L116 30H119V32L117 31L116 33H115V35H111V36H117V33L118 34H120V33H122V35H123V41H122V43H118V40H116V44H118V46H120L122 49H124L125 51L127 50V55H121L122 57H120L119 58V63H118V66H111V68L109 69V67L106 69V68H104L105 70H102V69H97V68H99L100 66H98V67H96V68H94V69H92V71L90 72V74L89 75H87V76H89V77H87V79L89 80L88 81V85H91L92 86V81H93V79L94 80H96L97 82H96V84H94L96 87H95V89L97 90V94L95 95V99L94 100H91V103H90V106H92L94 109H90V110H88L87 109V105L85 106L86 107V109H85V111H86V113L85 114H83L84 116H86V119H91L92 117H94L93 118V120L95 121V123L94 124H96L97 125V131H98V126H101V128L104 126V127H106L107 126V124L106 123H101L100 121L101 120H103V119H107V122L110 124V126L111 127H113V126H115L116 124H119V122H121V121H123V122H126V123H129V124H132V122L134 121L133 120V118L136 116V112L134 113V117H133V109L135 108V107H137V105L139 104H141V103H146V104H151V103H156L159 99H167V98H170V99H173V100H175L176 101V103H178V102H180V106H181V103H182V105H183V108H180V113H182V116H184V117H182V118H180V116L178 117V121L180 122V124L181 123H188V124H192V125H194L195 126V128H196V132H197V134H198V136L199 137H201V138H203V137H206L207 136V133H208V131H210V129L212 130L213 129V127L211 126V127H208V125H205V124H203V121L201 120V117H199L196 121H195V119H193L194 121H191V115H190V112H189V105H190V103H189V105H185V104H183L184 103V99L185 98H188V90L186 89V87L185 86H183L182 85V83H181V81L183 80L182 78L185 76V75H187V76H190V79L189 80H191L192 78H191V76H193L194 75V80H196V83H194V84H196V85H194V84H192L193 86H196V89H195V92H196V90L199 88L200 90L199 91H197V92H199V94L200 95H198V96H202L203 98L202 99H204V100H209L208 102H210V97L211 98H214L215 99V97L217 96L216 95V93L212 90V92L211 91H209V92H211V93H209L207 90H205V89H203L202 88V85L204 86V81H206V80H204V81H202L201 79H203V78H205L204 76H202V74L201 73H198V71L196 70V73H198V75H195V74H191L190 75V72L188 73H186V70H185V72L183 71V70H179V69H182V67H180V65H179V69L176 67V69H175V72H168V68L167 69H165V72L163 71V68H162V71H160L159 69L157 70L156 68H158V53L157 54H155L156 53V51H155V47L153 46V45H150V43L148 42V40H146V39H136V40H134V39H128L127 37H130L129 35H131L132 36V33H130V31L128 30V25H130V23H131V21H129L128 22V19L127 20H124L123 21V23L125 22L126 24H123L121 21H122V19H120V22L121 23H118ZM184 21V20H183ZM190 21H192V20H190ZM111 22V21H110ZM173 22V21H172ZM174 22H176L175 20H174ZM180 22H182V21H178V23H180ZM253 23H254V20L252 21ZM178 23H176V24H178ZM183 23V22H182ZM182 23H181V27H182ZM193 23V22H192ZM255 23H257L256 21H255ZM123 24V25H122ZM173 24V23H172ZM185 24V23H184ZM211 24V23H210ZM258 24H260L259 22H258ZM187 25H188V23H187ZM192 25H194V23L192 24ZM192 25H188V27L189 26H191V27H193ZM196 25V24H195ZM248 25V24H247ZM254 26H255V24H253ZM36 26V27H35ZM108 26V25H107ZM178 26H180V25H178ZM177 26V27H178ZM209 27H211L210 25H208ZM207 26V27H208ZM259 26V25H258ZM262 26V25H261ZM109 27H110V24H109ZM114 27H116V28H114ZM130 27H133V25H130ZM184 27H186V26H184ZM191 27H189V28H191ZM245 27V26H244ZM249 27H251V26H249ZM187 28V27H186ZM204 28H206V27H204ZM246 28V27H245ZM105 29V28H104ZM180 29V28H179ZM198 29V28H197ZM208 29V28H207ZM214 29V28H213ZM216 29H214V31H218V30H216ZM252 29V28H251ZM256 29H257V27H256ZM262 29H264L263 28V26H262V28L260 29V30H262ZM108 30V31H107ZM181 31L182 30H184L183 29V27H182V29H180ZM192 30V32L194 33V30H195V32H197V30H196V28L193 30V29H191ZM199 30V29H198ZM247 30H249V28H247ZM246 30V31H247ZM252 30H255V29H252ZM36 31H38V32H36ZM128 31H129V33H128ZM133 31V30H132ZM189 31V30H188ZM244 31H245V29H244ZM250 31V30H249ZM249 31H248V33H249ZM105 32V33H104ZM185 32H186V30H185ZM191 31L189 32L190 33V35L189 36H192V33ZM210 32V31H209ZM252 32V31H251ZM251 32H250V34H251ZM257 32H261V31H257ZM127 33L129 34L128 36H125V35H127ZM183 33H184V31H183ZM187 33V32H186ZM201 33V32H200ZM207 33H208V30H207ZM253 34H254V32H252ZM262 33V32H261ZM261 33H260V35L259 36H261ZM36 34H38L37 36H39L38 38H39V40H38V38H37V40H38V42H39V44H40V47L37 49V47L39 46V44H38V42L36 43L37 45H36V47L33 45L34 44V40H36ZM196 34V33H195ZM195 34H193V35H195ZM202 34V33H201ZM218 33H216V35H217ZM187 35V34H186ZM208 35H209V33H208ZM233 35V34H232ZM257 35V34H256ZM255 35V36H256ZM263 35V34H262ZM109 36V35H108ZM108 36H107V38H108ZM188 36V35H187ZM188 36V37H189ZM197 37H198V35H196ZM196 36L194 37V38H196ZM201 36V35H200ZM209 36H212V35H209ZM215 36V35H214ZM238 35H234V37H236L237 39H238V37H237ZM248 37V35L246 34L245 35V37ZM110 37V36H109ZM121 37V36H120ZM124 37H126V38H124ZM221 37H219L220 39H221ZM244 37V35H242V38ZM35 38V39H34ZM92 38L93 37H90V38H88V40L87 39H85V40H87L86 41V44H87V42L89 41V39H90V41L92 40ZM113 38V37H112ZM115 38V37H114ZM208 38V37H207ZM211 38H215V37H211ZM229 38V37H228ZM240 38V37H239ZM248 38H250V36L248 37ZM247 38V39H248ZM257 38V37H256ZM94 39V38H93ZM98 39V40H99ZM116 39V38H115ZM115 39H111V40H115ZM121 39V38H120ZM124 39H126V40H124ZM216 40H217V38H215ZM219 39V40H220ZM236 39V40H237ZM258 40L260 39L259 37L257 38ZM264 39V38H263ZM103 40H105V39H103ZM109 40V39H108ZM191 41L193 40V38H191L190 39ZM221 40H223V39H221ZM220 40V41H221ZM224 40H225V38H224ZM235 39L233 38V41H234ZM246 40V39H245ZM261 40V39H260ZM31 41L33 42L32 44H31ZM95 41V39L93 40V42ZM100 41V40H99ZM138 41V44H139V46H141L142 48H143V57L142 58H139V56H132L131 54H129L130 53V49L133 47V45H136V42ZM195 41H197V40H195ZM214 41V39L212 40V42ZM218 41V40H217ZM241 41V40H240ZM43 42V41H42ZM76 43L78 42H80V41H75ZM74 42V44H76ZM84 43V40H82L81 42H80V44L81 43ZM98 42V41H97ZM101 42V41H100ZM104 42V41H103ZM177 42V41H176ZM194 42V41H193ZM200 42H202V40L200 41ZM211 42V41H210ZM211 42V43H212ZM219 42V41H218ZM224 42V41H223ZM236 42V41H235ZM235 42H233V43H235ZM250 42H251V40H250ZM250 42H248L249 44H250ZM255 42V41H254ZM83 43H82V45H83ZM113 43V42H112ZM181 43V42H180ZM194 43H196V42H194ZM203 43V42H202ZM216 43V42H215ZM219 43H221V42H219ZM225 43V42H224ZM223 43V45H226V46H228L229 44H224ZM238 43H239V41H238ZM237 43V44H238ZM252 43H253V41H252ZM251 43V44H252ZM74 44H72L73 46H74ZM85 44V43H84ZM182 44V43H181ZM197 44H201V43H198L197 42ZM204 44V43H203ZM206 44H207V42H206ZM236 44V43H235ZM72 45H69V46H72ZM105 45H108L107 44V42H105ZM105 45H103V46H105ZM183 45V44H182ZM208 45L210 46V43H208ZM222 45V44H221ZM234 45V44H233ZM72 46V47H73ZM78 46V45H77ZM197 46V45H196ZM201 46H203V45H201ZM212 46H214L213 44H212ZM237 46V45H236ZM244 46L246 47V44H244ZM248 46H251V45H248ZM106 47V46H105ZM115 47H117V46H114V48ZM120 47H117V49L119 48V49H121ZM153 47H154V49H153ZM205 47V46H204ZM224 47V46H223ZM223 47H221L222 49H223ZM229 47H230V45H229ZM233 47V46H232ZM241 47H243L242 45L239 47V49L241 48ZM245 47H243V49H245ZM41 48V49H40ZM44 48H46V47H44ZM97 48L98 47H96V49H94V50H97ZM206 48V47H205ZM211 49H213L212 47H210ZM215 48L217 49L218 48V46H215ZM220 47H219V49H221ZM227 48V47H226ZM67 49V51H68V49L69 48H66ZM107 49V48H106ZM108 49H111V47H109L108 46ZM107 49V50H108ZM215 49V50H216ZM221 49V50H222ZM229 49V48H228ZM235 49V48H234ZM233 49V50H234ZM44 50V51H43ZM155 51V53H154V51ZM156 50H158V49H156ZM205 50V49H204ZM230 50V49H229ZM241 50V49H240ZM213 51V50H212ZM235 51V50H234ZM129 52V53H128ZM152 52V53H151ZM228 52V51H227ZM226 52V53H227ZM244 52H245V50H244ZM51 53V52H50ZM49 53V54H50ZM217 53H218V51H217ZM233 53H235V52H233ZM37 54V55H36ZM208 54H209V52H208ZM228 54V53H227ZM226 54V55H227ZM231 54V53H230ZM237 54L238 55H240L239 54V52H237ZM243 54V53H242ZM36 55V56H35ZM40 55V54H39ZM39 55H38V57H39ZM183 55H186V54H183ZM191 55V54H190ZM234 55V54H233ZM237 55V56H238ZM262 55V54H261ZM260 55V56H261ZM41 56V55H40ZM177 57H178V54L176 55ZM182 55H180L178 58L177 57H171L172 59H173V61H174V58L177 60V59H179L180 57H181ZM206 56H207V54H206ZM219 56H222L223 57V59H224V56H223V53H222V55L221 54H219ZM228 56V55H227ZM232 56V55H231ZM242 56V60H244L243 59V55H241ZM34 57V58H33ZM185 57V56H184ZM183 56H182V58H184ZM211 57H213V56H211ZM230 57V56H229ZM234 57H235V55H234ZM264 57V56H263ZM42 58V57H41ZM188 57L186 56V59L184 58V61H189L190 59L188 58ZM193 58V57H192ZM231 58V57H230ZM235 58H237V57H235ZM235 58H233V59H235ZM238 58H240V56L238 57ZM38 59H40V58H38ZM159 59H160V57H159ZM220 59V58H219ZM222 59V60H223ZM36 60L37 59H35V62H36ZM41 60V59H40ZM192 60H194V59H192ZM207 60H208V57H207ZM232 60V59H231ZM42 61V60H41ZM154 61L156 62V64H155V69L156 70H151V67L149 66L148 67V64L151 62V63H153L154 64ZM172 61V62H173ZM186 61V63L188 64V62ZM206 61V60H205ZM212 61V60H211ZM214 61V60H213ZM226 61H227V59H226ZM233 61V60H232ZM238 61V63H239V59L237 60ZM34 62V61H33ZM38 62V61H37ZM34 63V65L36 64V68H37V64L38 63ZM45 61L43 60V62H41V64L42 63H44ZM192 62V61H191ZM246 62V61H245ZM244 61H243V63H245ZM32 63V62H31ZM174 63H175V61H174ZM173 63V64H174ZM181 63V62H180ZM185 63V62H184ZM193 64V66H194V62H192ZM213 63V62H212ZM223 63V62H222ZM221 63V64H222ZM240 63H241V61H240ZM239 63V64H240ZM243 63H241V64H243ZM257 63V62H256ZM196 64V63H195ZM237 64V63H236ZM260 64L261 63H259L258 64V68L257 69H259V66H260ZM263 64V63H262ZM32 66H34L33 65V63L31 64ZM161 65V64H160ZM177 66V64L175 63L174 64V66ZM190 65V64H189ZM229 65V64H228ZM244 66H246V64H243ZM248 65V64H247ZM264 65V64H263ZM263 65H261V67H263ZM32 66H30L28 69H30L31 71H32V69L34 68V67H32ZM173 66V65H172ZM192 66V67H193ZM255 66V65H254ZM20 67V66H19ZM23 67V66H22ZM21 67V68H22ZM32 67V68H31ZM102 67H105V66H102ZM159 67H161V66H159ZM190 67V66H189ZM188 67V68H189ZM192 67L190 68V69H192ZM197 67H198V64H197ZM248 67V66H247ZM21 68H19V69H21ZM35 68V69H36ZM175 68V67H174ZM188 68H186V69H188ZM195 68H196V66H195ZM195 68H193L194 70H195ZM223 68V67H222ZM228 68V67H227ZM232 68V67H231ZM240 68V67H239ZM256 68V67H255ZM264 68V67H263ZM262 68V69H263ZM18 69V68H17ZM18 69V70H19ZM34 69V70H35ZM96 69V70H95ZM171 69H173V67H171ZM170 69V70H171ZM179 71H178V70ZM184 69V68H183ZM245 69H247V68H245ZM257 69L256 70H254V74H257L256 72H257ZM260 70V71H263V70ZM95 70V71H94ZM102 70V71H101ZM167 70V71H166ZM222 70H224V69H222ZM235 70V69H234ZM20 71V70H19ZM94 71V72H93ZM151 71V72H150ZM152 71H156V73L155 72H152ZM158 71H159V73L160 72H162V75H164V73H165V75L167 74V76H162V79H163V77L165 78V77H167V78H165V79H167V81H165L164 79V82H163V80L161 81L160 80V78L158 79V77L159 76H157L158 74ZM173 71V70H172ZM176 71L177 72H184L183 74H185L181 79V81L180 80H178V77H179V75H178V77H177V73H176ZM188 71V70H187ZM238 71V70H237ZM247 70H245L244 72H246ZM24 72H26V71H24ZM225 72V71H224ZM22 73H23V71H22ZM27 74H29L28 72H26ZM25 73V74H26ZM30 73H32L33 75V78H35L36 76L34 75V73L33 72H30ZM93 73V74H92ZM151 74L152 75V77H150L149 76V78L151 79L152 78V80H150L149 79V84H145V81H147V77L146 76H148L147 74ZM226 73H227V70H226ZM237 73V72H236ZM19 74V73H18ZM24 74V73H23ZM24 74V75H25ZM35 74H36V72H35ZM149 74V75H150ZM248 74V73H247ZM258 74H259V72H258ZM29 75H31V74H29ZM91 75H92V77H91ZM236 75V74H235ZM261 75H263V74H261ZM260 75V76H261ZM21 76H22V74H21ZM35 76V77H34ZM196 76V77H195ZM240 76V75H239ZM238 76V77H239ZM251 76V75H250ZM252 76H253V74H252ZM251 76V77H252ZM260 76H258L259 77V79L261 78L262 79V77H260ZM19 77V76H18ZM24 77H26V75L24 76ZM27 77H29V76H27ZM186 77V76H185ZM255 76H253V78H254ZM31 78V77H30ZM144 78H146V80L144 81ZM179 78V79H180ZM189 78V77H188ZM241 78V77H240ZM239 78V79H240ZM245 78V77H244ZM21 79V78H20ZM29 79V78H28ZM159 81H158V80ZM186 79V78H185ZM246 79V78H245ZM248 79V78H247ZM257 80L256 81V83H258V84H260L259 82L261 81H263L264 82V79H262V80ZM22 80V79H21ZM30 81H32L31 79H29ZM29 80H25L26 82L28 81L29 82ZM85 80H86V78H85ZM186 81V80H185ZM249 81V80H248ZM251 81H253L254 82V80H251ZM259 81V82H258ZM190 82V81H189ZM241 82H243V81H241ZM252 82V83H253ZM244 83H246L247 84V82L245 81V82H243V85H245ZM22 84H24V81H23V83ZM26 84V83H25ZM33 84V83H32ZM36 85L35 86H37V83H35ZM202 84V85H201ZM242 84V83H241ZM241 84H239V86H240V88L242 89V87H241ZM250 84L251 83H249V85L248 86H250ZM253 84H255V83H253ZM262 84V83H261ZM264 84V83H263ZM27 85V84H26ZM30 85H31V83H30ZM8 86H10L9 88H8ZM18 86V85H17ZM32 86V85H31ZM245 86H247V85H245ZM247 86V87H248ZM252 86V85H251ZM254 86H256V85H254ZM259 86V85H258ZM262 86V85H261ZM19 87V86H18ZM27 87H29V86H27ZM34 87V86H33ZM32 87V88H33ZM225 86H223V87H221V88H224ZM236 87H238L237 85H236ZM235 87V88H236ZM7 88H8V90H7ZM24 89H25V87H23ZM141 88H147L148 89V91H140V90H142ZM220 88V89H221ZM233 88V87H232ZM234 88V89H235ZM239 88V89H240ZM256 88V87H255ZM259 88V87H258ZM19 89V88H18ZM17 89V90H18ZM238 89V90H239ZM247 89V88H246ZM249 89V88H248ZM253 89V88H252ZM260 89H261V87H260ZM260 89H258L259 91H260ZM262 89L264 90V87H262ZM261 89V90H262ZM222 90V89H221ZM245 89H243V90H239L238 91V93H239V98H237V100H236V104L237 105H235V106H237V108H236V110L238 111L237 113H236V115H238L239 114V112H240V114H241V112L246 108V96L245 95H247V93L244 95V93H243V91H244ZM253 90H255V89H253ZM7 91V92H6ZM218 91V90H217ZM246 91V90H245ZM5 92V93H4ZM229 92H230V90H229ZM247 92H249L250 93V90L249 91H247ZM253 93L255 92V91H252ZM251 92V93H252ZM232 93V92H231ZM250 93V94H251ZM255 93H257L258 94V92H255ZM255 93H254V96H256L255 95ZM262 93L263 92H261V94H259V95H262ZM11 94V93H10ZM10 94H8L9 96H10ZM192 94V93H191ZM226 94H227V91L226 90H223L222 92H220L219 93V100H223L225 97H226ZM7 95V96H8ZM20 95V94H19ZM193 96L195 95L194 94V92H193V94H192ZM192 95H191V99H193V97H192ZM228 95H230V94H228ZM253 96V95H252ZM231 97V96H230ZM261 97V96H260ZM2 98V97H1ZM195 98V97H194ZM199 98V97H198ZM252 98V97H251ZM255 98V97H254ZM218 99V98H217ZM253 99V98H252ZM194 100V99H193ZM216 100V99H215ZM218 100V101H219ZM254 101H255V99H253ZM183 101V102H182ZM187 101H189V99L187 100ZM228 101V100H227ZM249 101H251V100H249ZM174 102V101H173ZM215 102H217V101H215ZM256 102V101H255ZM263 101H261V103H262ZM248 103V102H247ZM249 103H251V102H249ZM248 103V104H249ZM179 104V103H178ZM178 104H175L176 106L178 105ZM235 104V103H234ZM233 104V105H234ZM253 104V103H252ZM252 104H250L249 105V107L251 106V108H252ZM257 104V103H256ZM263 104V103H262ZM191 105H193V104H191ZM218 105H219V102H218ZM225 105V104H224ZM232 105V104H231ZM232 105V106H233ZM255 105V104H254ZM259 106L261 105V104H258ZM257 105V106H258ZM223 106V105H222ZM83 107V106H82ZM261 107H264V106H260V109H261ZM178 108V107H177ZM225 108V110H227V108H226V106H224L223 107V109ZM231 107L229 106V109H230ZM253 108H254V106H253ZM137 109L135 108V111H136ZM195 110H202L201 108H200V106L198 107V108H194V111ZM258 110H259V108H258ZM190 111H192V110H190ZM234 111V110H233ZM232 111V112H233ZM245 111V110H244ZM260 111V110H259ZM231 112V113H232ZM256 112H258L257 110H256ZM255 112V113H256ZM262 112V111H261ZM179 113V114H180ZM195 113V112H194ZM219 113V112H218ZM220 113H221V110H220ZM219 113V114H220ZM224 113V112H223ZM251 113V112H250ZM199 114V113H198ZM181 115V114H180ZM221 115V114H220ZM233 115V114H232ZM252 115V114H251ZM216 116V115H215ZM225 116H226V114H225ZM256 117V115H254V113H253V116L252 117ZM259 116H260V114H259ZM217 117L219 118V116L217 115ZM221 118L223 117L222 115L220 116ZM247 117V116H246ZM249 117H250V114H249ZM248 117V118H249ZM226 118V117H225ZM240 118H242V117H240ZM251 118V117H250ZM79 119H81L80 117H79ZM223 120H224V117L222 118ZM232 120H233V118H231ZM205 120H206V117H205ZM219 120H220V118H219ZM218 120V121H219ZM239 120V119H238ZM244 120V119H243ZM91 121V120H90ZM237 121V120H236ZM235 121V123H237ZM241 121V120H240ZM245 121V120H244ZM249 121V120H248ZM169 122V124H171L172 125V128L174 129V131H178L179 130V127H178V122H176V121H173V119H171L170 121H168ZM209 123H210V121H209ZM219 123V122H218ZM260 124H261V120H260V122H259ZM259 123L257 124V125H259ZM262 123H264V122H262ZM78 124V123H77ZM106 124V125H105ZM221 125V123L219 124V126ZM261 125H263V124H261ZM261 125L260 126H258V127H261ZM222 126V125H221ZM77 128V127H76ZM100 128V127H99ZM166 128H170V125H164V122H163V120L160 122V123H157L155 126H154V128H152V129H155V130H157L158 132H160V133H164L165 132V129ZM105 129V128H104ZM151 129V130H152ZM214 130V129H213ZM260 130H262V129H260ZM259 130V131H260ZM94 131V130H93ZM96 131V130H95ZM100 131H101V129H100ZM182 131V130H181ZM258 131V132H259ZM92 132V131H91ZM212 132V131H211ZM259 133H261V132H259ZM262 134H264L263 132H262ZM94 135V134H93ZM96 135V134H95ZM90 136V135H89ZM136 136V132L135 131H133L132 133H131V135L130 136H127L126 135V137L125 138H130V140H131V142H130V140H128L130 143L128 144L129 145V147L131 146V144H134V145H136L134 142V140H132V139H134V137ZM137 136H139V135H137ZM260 136V135H259ZM262 136V135H261ZM256 137V136H255ZM254 137V138H255ZM263 137V136H262ZM261 137V138H262ZM70 138V137H69ZM139 138V137H138ZM253 138V141H258V139L257 140H255ZM261 138H260V140H261ZM65 139V138H64ZM250 139H251V137H250ZM140 138H139V140H138V143L140 142ZM205 140H206V138H205ZM75 141L76 140H74V142H72V143H75ZM52 142V141H51ZM50 142V143H51ZM53 143V142H52ZM93 142H91V144H92ZM257 143H259V142H257ZM204 144V143H203ZM251 144H252V141H251ZM250 144V146H252ZM55 145L56 146H59V143L57 142V143H55ZM139 145H140V143L137 145V146H135L137 149H138V147H139ZM219 145V144H218ZM68 146H70V148L69 149H67V150H65V152H63V153H61L60 155H58L57 154V149H51V150H40L39 151V154L37 155V156H39V161L38 162H40L41 163V165H37L36 166V168H35V164H31V163H27L28 162V160L29 159H31L32 158V156L31 155H29V151H28V155H25L24 156V152H22L23 150L25 151V148L24 149H22V153H21V158H23V161H25V164H24V166H22V167H18L17 165H15L11 170H10V172L7 174V181H6V183L5 184H7V186L5 185V186H2V183H0L1 185H0V197H2V196H7V194H11V192H12V189H13V185L15 184V181H25V182H28V181H31V182H33L34 183V185L35 186H37L38 188H40V189H47V190H50V191H53V193H54V196L55 197H52L51 199H52V204L53 203H55V205H56V208H57V206L58 205H61V204H59V203H62L63 205L65 204L66 205V202L63 200V198L65 197V195L67 194V193H69V192H72V191H76V189H80L81 190V188H83V190L84 189H86L87 188V185L89 184V181L90 180H93V183H95V186H94V188H93V192H87V194H86V199H87V201H88V203H90V205H91V207L93 208V209H95V210H98L102 215H103V217H104V225L105 224H108V219H114L115 221H116V218L114 217V218H112V216H119V217H121V216H123V215H129L130 217H132V219H133V221H135L136 222V224H134L133 226L135 227L136 225H139V221H140V216H142V218L143 217H145V216H147V215H150V219H149V221H148V223L150 222L151 223V226L154 228V230L158 233V234H160V235H162L163 237H166L167 239L169 238L170 239V241L172 240V241H175V245H176V243H177V246H179V247H181L182 249H184V248H187L188 250H190L191 251V256H190V258L186 261V262H189L190 264H225V263H227V264H239V259L237 258L238 256H236L237 254H235L236 252H240L241 251V249H239L238 248V250H237V247L235 246V248H236V250H235V248L233 249L234 251H236L235 253H233L232 251L233 250H225V249H223L222 248V245H220V243H221V241H209V242H202L199 238L200 237H198V234L200 233V231H201V229H204V230H206V228L208 227L207 225L209 224L210 226H211V224H219L220 222L218 221V219L219 218H222V217H219V216H217L216 214V217H218V219H216V218H214L215 216H212V215H210V211H212V212H216V210L218 211V209L217 208H219V207H214V205L212 206V207H214V208H216V210L214 209H212L211 208V204H209L210 205V208L212 209V210H209L208 209V207H207V203H208V201H204V200H206L207 199V197L208 196H203V197H206V199L204 198H199V199H201L202 201H199L198 200V196H196L197 194H199L201 191H203L202 190V188H204V187H206V190L207 191H205V192H208L210 189L209 188H212V187H210L211 186V182L213 181L215 184H214V186L216 185V184H218V183H223V185L224 184H232L233 183V186L235 185L234 183H238L239 182V180L241 181L242 179V181H244L245 180V182L246 183H248V182H254V186L255 187H259V185L260 184H262V185H264V156H262L261 158L259 157V154H258V151H260V149L258 150V151H256V152H254V153H250L251 151L248 149L249 147H247V151L249 150L250 152H248V154H250V156H251V154H252V156H251V158L252 157H254L253 158V160L255 159L256 161L255 162H253V161H250V162H246V163H244V165H243V163H242V166L240 167L239 165H237V164H235V166L237 165V166H239V168H237L236 167V169L237 170H235V167H234V164L233 165H230L231 166V168L230 169H228V170H226V168H228V165H229V163H232L233 161H234V159H235V156H236V154H235V150H232V149H230V147H225V149L224 150H219V148H222V147H218V149H212L211 147H209L208 146V148H203V147H198V148H192V154H195L194 156H195V158L202 164V167L205 169V171L207 170V172L209 173V178H203L201 175H199V174H197L196 172H191L190 173V178H187L186 177V175L184 174V175H182V176H180V183H178V182H176V183H170V181H169V178L170 177H168V176H161V177H159V178H157V181L156 182H158V183H155L154 184V181H147V179H146V177L142 174V172H141V170H143V169H141L140 170V172H139V169H138V171L137 170H135V168H133V167H131V165H132V163L130 164V163H128V164H130V165H125L126 163H123V161H117V163L116 164H110V165H108L107 163H105L104 161L102 162V164L99 166V168L97 167L96 169H95V173L93 174V175H90V173H87L85 170H84V168L80 165V162H78L77 163V159L76 158H78V160H79V155H77L76 153H74L73 151H74V149H72V146H71V142H69V144H68ZM202 146V145H201ZM210 146H212V145H210ZM260 146V145H259ZM214 148L216 147L217 148V146H213ZM55 148V147H54ZM74 148V147H73ZM98 148V147H97ZM132 148L135 150L136 148H134L133 147V145H132ZM131 148V149H132ZM255 148V147H254ZM259 147H258V145H257V149H258ZM95 149V148H94ZM133 149H132V151H133ZM27 150V149H26ZM28 150H29V148H28ZM193 150H195V151H193ZM231 150V151H230ZM239 149H237V151H238ZM256 150V149H255ZM31 151V150H30ZM244 151V150H243ZM35 152V151H34ZM102 152V151H101ZM245 152V151H244ZM261 153H263L262 151H260ZM259 152V153H260ZM26 153V152H25ZM38 153V152H37ZM84 153H86V152H84ZM89 153V152H88ZM94 153V152H93ZM134 153V152H133ZM22 154H23V156H22ZM27 154V153H26ZM34 154V153H33ZM135 154V153H134ZM137 154V153H136ZM191 154V153H190ZM240 155H242L241 153H239ZM247 154V155H248ZM92 155V154H91ZM239 155V156H240ZM261 155V154H260ZM86 156V155H85ZM136 156V155H135ZM138 156H140V155H138ZM207 156L209 157V156H215V158H216V161H220V164H223L222 165V167H221V169H220V167L217 169V168H213V163L210 161V159H207ZM232 157V160L230 159L231 157ZM249 156V155H248ZM36 157V156H35ZM241 157V156H240ZM239 157V158H240ZM34 158V157H33ZM140 158V157H139ZM143 158V157H142ZM156 158H159V157H155L154 159H156ZM247 158V157H246ZM246 158H243L244 160H246ZM250 158V159H251ZM260 158V159H259ZM87 159V158H86ZM240 159H242V157L240 158ZM239 159V160H240ZM88 160V159H87ZM96 160V159H95ZM142 160V159H141ZM239 160H238V158H237V160L236 161H238V163L240 164V162H239ZM81 161V160H80ZM94 161V160H93ZM126 161V160H125ZM133 161H135L134 160V158H133ZM213 161V160H212ZM218 161V162H219ZM225 161V162H224ZM232 161V162H231ZM244 162V161H243ZM87 163V162H86ZM91 163V162H90ZM99 163V162H98ZM142 163V162H141ZM215 163V162H214ZM44 164V166L46 167V168H44V177L41 175V173L39 172V174L37 175H34L33 176V174H34V170H37V168H39V167H41L42 165ZM92 164V163H91ZM91 164H89V165H91ZM216 165H217V163H215ZM94 165V164H93ZM93 165H91V166H93ZM135 165V164H134ZM219 165V164H218ZM241 165V164H240ZM97 166V165H96ZM143 166V165H142ZM145 166V165H144ZM109 167H112V168H109ZM124 167H126V169L124 168ZM130 167V168H129ZM134 167H137L136 165L134 166ZM243 167V168H242ZM32 168H34V170L32 169ZM239 169V170H238ZM180 170V169H179ZM216 170V173H214V171ZM148 171V170H147ZM240 171V172H239ZM145 172V171H144ZM206 173V172H205ZM43 174V173H42ZM150 174V173H149ZM148 174V175H149ZM151 175V174H150ZM194 175H197L198 176V178H199V184L195 187V185L193 184V183H191L193 180H194ZM33 176V177H32ZM206 176H207V174H206ZM179 177V176H178ZM237 178L239 179L238 181H237ZM212 180V181H211ZM241 181V182H242ZM5 182V181H4ZM244 182V183H245ZM236 183V184H237ZM97 184V185H96ZM159 184V185H158ZM197 184V183H196ZM203 184H204V187H203ZM220 184V185H221ZM239 184H240V182H239ZM238 184V185H239ZM243 184V183H242ZM250 184V183H249ZM253 184V183H252ZM252 184H251V187H252ZM241 185V184H240ZM244 185H246V184H244ZM243 185V186H244ZM248 185V184H247ZM217 186V185H216ZM226 185H224V188H226L225 187ZM231 186V185H230ZM195 187V188H194ZM242 187V186H241ZM241 187H238V190H239V188L240 189H243V188H241ZM246 187V186H245ZM248 187H250V186H248ZM260 187H262L261 185H260ZM18 188V187H17ZM15 189V191L17 190V191H19V189ZM160 188H164L165 190H167V193L166 194H164L162 191H160ZM189 188H190V191H192L193 190V188H194V191L196 190L197 191V194L196 195H194V198L193 199H191V200H189L186 196H184V192H187L186 190H189ZM218 189H219V187H217ZM247 188V187H246ZM263 188V187H262ZM35 189H36V187H35ZM213 189H214V187H213ZM213 189H211L212 191L211 192H213L214 190ZM222 189H223V187H222ZM228 189V188H227ZM234 189H235V187H234ZM237 189V188H236ZM255 189H257V188H255ZM258 189H260V188H258ZM224 190H226V189H224ZM231 190H233V189H231ZM230 190V191H231ZM247 190V192H248V190L250 191V189L248 188V189H246ZM263 190V189H262ZM262 190H259V191H262ZM21 191V190H20ZM85 191V190H84ZM196 191H195V193H196ZM203 191V192H204ZM219 191H220V193H218L219 195L220 194H222L221 193V189H219ZM229 191V190H228ZM228 191H226V192H228ZM240 191V190H239ZM245 191V190H244ZM254 192L256 191V190H253ZM252 191V192H253ZM39 192H41V191H39ZM193 192V191H192ZM203 192H201L202 193V195H203ZM223 192V191H222ZM225 192V193H226ZM231 192H233V191H231ZM236 192H238V191H236ZM257 192V191H256ZM24 194V192H20V193H17V194H20L19 196H20V198H18L19 196H17V197H15L14 198V200H17V199H19V200H21V197H22V202H26V201H29V200H27V199H31V198H33L34 196H31V195H28L27 194V192H25V194H24V196H23V194ZM188 193V192H187ZM194 193V192H193ZM192 193V194H193ZM194 193V194H195ZM210 191L208 192V194L207 193H205V194H207V195H209V197H210ZM225 193H223L224 194V196L227 194H225ZM240 193V192H239ZM238 193V194H239ZM242 193H244V192H242ZM241 193V194H242ZM249 193V192H248ZM247 193V194H248ZM262 193V192H261ZM260 193V194H261ZM22 194V195H21ZM48 194H49V192H48ZM48 194H47V197H49L50 198V195L48 196ZM190 196H191V194L190 193H188ZM222 194V195H223ZM229 194H231V193H229ZM250 194V193H249ZM254 194V193H253ZM253 194L251 193V195L252 196H250V197H252L253 198ZM259 194V193H258ZM258 194H255V195H258ZM25 195L27 196L25 199V201H24V197H25ZM44 195V194H43ZM51 195H52V193H51ZM201 195V196H202ZM211 195L213 196L211 199L213 200V201H215V200H217V199H214L215 198V194L213 195L212 193H211ZM236 195V194H235ZM29 196H30V198H29ZM40 196V195H39ZM193 196V195H192ZM218 196V195H217ZM221 196V195H220ZM244 196H246V194H244ZM258 196H260V195H258ZM262 196H264V195H262ZM36 197V196H35ZM67 197H68V195H67ZM200 197V196H199ZM208 197V198H209ZM226 197V196H225ZM227 197H228V195H227ZM235 197V196H234ZM241 197V200L242 201H244L243 200V198H246V197H243L242 198V196H240ZM48 198V199H49ZM71 198V197H70ZM231 198H233V196L231 197ZM255 198V197H254ZM253 198V199H254ZM257 198H259V197H257ZM257 198H256V200H257ZM36 200V198H33V199H31L32 201L33 200ZM41 199V198H40ZM38 200V201H34L33 202V204H32V206H30V208L32 207V209H31V212L32 211H37L36 210V204L37 203H40L39 204V206H38V210H39V208H41L42 210V213L41 214H44V216H45V218H44V216H40L42 219H45V220H47V216H52L53 217V215H55V216H58V215H61L62 216V214L63 213H65V212H63V211H60V210H56L55 209V206H54V204H53V206L51 207V208H49V205H47L46 204V198L44 199V197H42V199H44V200ZM54 199V200H53ZM84 199V198H83ZM220 199V198H219ZM227 199V200H226ZM229 199H230V197H228V198H225V200L229 203ZM234 199V198H233ZM238 199V198H237ZM50 200V199H49ZM57 201V203H56V201ZM67 200V199H66ZM208 200V199H207ZM212 200H210V201H212ZM222 200V199H221ZM235 200V199H234ZM260 201H261V198L259 199ZM51 201V200H50ZM55 201V202H54ZM69 201V200H68ZM220 201V200H219ZM230 201L232 202L233 200H231L230 199ZM236 201L237 200H235V203H236ZM248 201H249V199H248ZM253 201H254V203H253ZM253 201H251V210H252V207H254V205L253 204H258V203H255L256 201L255 200H253ZM59 202V203H58ZM65 202V203H64ZM222 202V201H221ZM225 202V201H224ZM231 202L229 203V205L231 204ZM234 202V201H233ZM239 202V201H238ZM241 202V201H240ZM27 203V202H26ZM32 203V202H31ZM30 203V204H31ZM49 203V202H48ZM217 203V202H216ZM226 203V202H225ZM225 203H223V204H225ZM248 203V202H247ZM263 203H264V200H263ZM28 204V203H27ZM49 204H51V203H49ZM218 204V203H217ZM222 204V205H223ZM243 204H244V202H243ZM79 205V204H78ZM225 205H227V204H225ZM224 205V206H225ZM245 205H246V202H245ZM250 205V204H249ZM221 206V205H220ZM232 206H234V205H231L230 206V208L232 207ZM235 206L237 207H239L240 206V203H239V205H236L235 204ZM235 206H234V208H235ZM241 206H242V208H241ZM240 206V209H243V205H241ZM258 207H260L259 205H257ZM263 206H264V204H263ZM26 207V206H25ZM35 208V210H34V208ZM60 207H62V206H59V209H60ZM229 207V206H228ZM245 207H247V205L245 206ZM244 207V209H245V213H246V215H244V214H242V215H244V217L245 216H247V215H249L250 214V216H251V213L253 212H250V210H249V214L246 212L247 211V208H245ZM258 207L257 208H255V209H258ZM24 208V207H23ZM23 208H22V210H23ZM54 208V209H53ZM65 208V207H64ZM76 208H77V211H76V213L77 214H80V216H81V214L83 213V209H82V207L81 206H76ZM229 208V209H230ZM233 208V209H234ZM261 208V207H260ZM263 208V207H262ZM63 209V207L61 208V210ZM219 209H221V214H222V208H219ZM232 209V213H234V212H236V210L237 209H239V208H236V210L234 211ZM239 209V210H240ZM243 209V210H244ZM248 209H250V208H248ZM66 210H68V209H66ZM66 210H64V211H66ZM223 210H225L224 211V213L226 212V209L225 208H223ZM231 210V209H230ZM230 210H228L227 209V211L229 212ZM259 210V209H258ZM257 210V211H258ZM24 211V210H23ZM40 210H39V212H41ZM238 211V210H237ZM256 211V210H255ZM261 211H262V209H261ZM68 212H69V214H65L66 216H68L69 215V217L75 212L74 210H73V208H70L69 210H68ZM212 212H211V214H212ZM228 212H226V213H228ZM230 212V213H231ZM238 212H240V211H238ZM38 213V212H37ZM229 213V214H230ZM241 213H244L243 211H241ZM240 213V214H241ZM262 213V212H261ZM40 214V213H39ZM237 212L235 213V215H232V214H230V217L232 218V216H234L233 218H238V219H236L235 218V220H237L238 222H239V216H240V214H239V216L237 217ZM256 214V213H255ZM257 214H259V213H257ZM257 214H256V216H257ZM74 215H75V213H74ZM219 215V214H218ZM222 215H224L225 216V214H222ZM228 215V214H227ZM232 215V216H231ZM252 215H253V213H252ZM61 216H59V217H61ZM73 216V215H72ZM229 216V215H228ZM254 216V215H253ZM252 216V217H253ZM59 217H57L58 219H60ZM73 217H75V216H73ZM139 217V218H138ZM229 217V218H230ZM243 217V216H242ZM242 217L240 218V220L242 221V222H239V223H244L243 222V220H242ZM261 217V216H260ZM259 217V218H260ZM264 217V216H263ZM41 218H40V220H41ZM63 218V216L61 217V219ZM66 218V217H65ZM78 218H80V217H78ZM168 218V219H167ZM227 218V217H226ZM230 218V223H231V220H234V219H231ZM255 218V217H254ZM257 218V217H256ZM51 218H49L48 220H50ZM57 219V220H58ZM223 219H224V217H223ZM223 219H222V221H223ZM228 219V218H227ZM263 220H264V218H262ZM262 219H260L259 221H260V223H261V227L264 225V224H262ZM63 220H64V218H63ZM63 220H61V221H59L60 222V224L62 223V221ZM143 220V219H142ZM224 220H226V219H224ZM248 220H250V217H249V219ZM252 220H253V218H252ZM258 221V219H255V221ZM22 221H24V219L23 220H21V222ZM221 221V222H222ZM245 221H247L246 219H245ZM58 221L57 222H55V224L56 223H59ZM65 222V221H64ZM217 222V223H216ZM219 222V223H218ZM224 222V221H223ZM228 222V220H226V222L224 223V224H226ZM26 223V222H25ZM45 223V222H44ZM48 223H50V222H46L45 224H47L48 225ZM149 223V224H150ZM246 223H248V224H246V228L245 229H247V226L248 225H250L251 224V220H250V224H249V221L248 222H246ZM253 223V222H252ZM255 223V222H254ZM22 224V223H21ZM51 225H53L52 223H50ZM66 224V223H65ZM65 224H64V226H65ZM236 224V223H235ZM255 224H259V222H256ZM57 225V224H56ZM63 225V223L61 224V225H59V227H53V229L52 230H46L45 231V233H43V234H40V233H38V231H37V229H35V231H34V233L32 234V236H30V238H32L33 237V241H32V243H33V245L31 244V246H32V248H33V250H32V253L30 254L29 253V255H28V250H29V248H31V247H29L28 249H25V247H26V243L30 240H28V238L27 237H24V238H27L26 239V241L27 242H25L24 240H22V238H19L20 240H19V242L21 243L20 245H19V248H17V246L18 245H16L17 243V241L16 240H18V236H17V234L16 233H6L5 234V232L6 231H0V255L2 256V258H1V261H0V264H27V260H28V256H29V259L31 258L30 256L32 255V260H30L31 261V263L30 264H45L46 263V259H45V257L47 256L48 257V252H50V257L52 256L51 254V250L49 251L48 249H49V247H50V244L54 241H52V239H55V241H56V248H57V250H55L54 251V253L53 254H55L57 251H59L58 249L60 248V250H61V247H64L65 245H68L69 247H67V246H65V247H67V250L68 251H64V253H66L67 254V256H66V254H62L63 256H66L67 258L69 257V261L67 262V263H69V264H71L70 262H75L77 259H78V262H80L81 264H83V263H86V262H83V261H85V260H87L88 258H85L83 261H81V259H80V257H81V253H83V255L85 254V256L84 257H86L87 255H88V251H89V256H91V254H92V256L93 255H95L93 258L92 257H89V260H87V261H89V262H92V261H94L93 263H90V264H94L95 263V261H96V263H101V264H103V262L100 260V259H98L97 258V260L99 261H97L96 260V257H98V255L100 256V252H98L99 250H98V248L96 249V246H98V245H96L97 244V237H96V233L93 231V229L91 230L92 231V233L95 235H93L92 233V239H94V237H96V239H94L93 241H95V246H94V244H92V242H91V244L89 243L90 242V238L91 237H85L86 238V240L87 239H89V242H88V240L86 241V242H88L91 246H93V247H91V249L92 250H94L93 248H95L96 249V252H95V250H94V254H93V251L91 252L90 251V248L88 249V251H82V252H80V249H81V245L85 242H83L82 243V241L84 240V236H87V234H84V236L82 235V237L83 238H79V236H80V232H78L77 234H76V236H78V234H79V236L76 238V236L75 237H73L71 234H69V232L67 231V230H65L64 229V226H62ZM217 225H215L216 227H218ZM220 225V224H219ZM227 225V224H226ZM242 225V224H241ZM244 225H245V223H244ZM55 226V225H54ZM215 226H213L212 227V229L214 228L215 229ZM224 226V225H223ZM233 226V225H232ZM252 226V225H251ZM255 226H257L258 227V225H255ZM30 227V226H29ZM220 227H221V225H220ZM237 227V226H236ZM238 227H239V225H238ZM256 227V228H257ZM125 228V227H124ZM222 228V227H221ZM220 228V229H221ZM224 228H227V227H224ZM231 228H233V227H231ZM235 228V227H234ZM240 228V227H239ZM254 228V227H253ZM251 229V231L252 230H254V229ZM259 228V227H258ZM263 228V227H262ZM27 230H29L28 228H26ZM108 229V228H107ZM125 229H127V228H125ZM124 229V230H125ZM208 229H210V228H208ZM211 229V230H212ZM219 229V227L218 228H216L215 230L217 231ZM219 229V230H220ZM238 229V228H237ZM73 230V229H72ZM77 230V229H76ZM218 230V231H219ZM233 230V229H232ZM232 230L230 231L229 230V233L230 232H232ZM241 230V229H240ZM240 230H239V232L237 231V233H236V231H233V238H229V237H227V238H229V239H227V240H230L232 243H233V245H237V246H239V247H241L242 249L244 248H246L245 249V251H247V249H250V247H251V245H253V243H255V241H257L256 243H258L259 244V242H258V240H262L261 238H258V240H256V237H255V235L253 236V234H252V232H250L249 230H242L241 232H240ZM256 230H258V229H256ZM25 231V230H24ZM75 231V230H74ZM78 231V230H77ZM127 232H128V229L126 230ZM126 231H124L125 233H127ZM130 231V230H129ZM228 231V230H227ZM246 231V232H245ZM264 230H262V232H263ZM199 232V233H198ZM235 232V233H234ZM27 233L29 234V231H27ZM130 234L132 233L131 231L129 232ZM166 233V234H165ZM225 233H227V235H228V232H225ZM23 234V233H22ZM129 234V235H130ZM235 234H240V235H238V237H236V235ZM256 234V233H255ZM262 234V233H261ZM260 234V235H261ZM74 235V234H73ZM89 235V234H88ZM129 235H127V237H128V239H129ZM132 235H133V240H134V238H135V240H136V238H139L141 241H139V239L138 240H136V241H133L132 240V244L135 246V244H136V242L137 241H139L138 243H137V245L141 242H143L144 240H142V239H144L142 236L143 235H140V236H136L134 233H132ZM226 234H224V236H225ZM226 235V236H227ZM231 235V234H230ZM234 235H235V237H234ZM256 235H258V234H256ZM263 235V234H262ZM261 235V236H262ZM134 236H136V237H134ZM229 236V235H228ZM260 236V237H261ZM264 236V235H263ZM263 236H262V238H263ZM28 237H29V235H28ZM81 237V236H80ZM142 237V238H141ZM73 238H75V240L76 239H80V242L82 243L81 245L79 244V242L78 243H74V242H76V241H74L73 242ZM10 239V240H9ZM83 239V240H82ZM264 239V238H263ZM23 242H25V244H22V241ZM123 240H125V239H122L121 237H119V236H117V241H118V244H119V246H121L122 244H125V242H127V240L126 241H123ZM7 241H10V243L11 244H9L8 245V243H6ZM31 241V240H30ZM54 241V242H55ZM230 241H228V242H230ZM263 241V240H262ZM261 241V242H262ZM134 242H135V244H134ZM4 243L5 244H7V245H5V246H7V247H5V248H7V249H5L6 251H7V254H8V258L6 259V260H4L5 262H3V255H4V253H2V248L4 247ZM16 243V244H15ZM29 243V242H28ZM27 243V244H28ZM140 243V244H141ZM256 243H255V245H256ZM55 244L53 243V245L55 246ZM231 244V243H230ZM262 244L263 245H261L262 247H264V241L262 242ZM150 245V248L152 249V250H154L156 253H157V255H158V257L160 258V260L161 261H159V264H167V263H164V260H163V255H162V252H161V250L158 248V247H155L154 245H152L151 243L149 244ZM232 245V244H231ZM25 246V247H24ZM257 246V245H256ZM259 246V245H258ZM260 246V247H261ZM123 247V246H122ZM122 247H120V248H122ZM125 247H126V244H125ZM138 247V246H137ZM216 247V248H215ZM252 247H255V246H252ZM27 248V247H26ZM69 248V249H68ZM255 248H257V247H255ZM19 249V250H18ZM63 249V248H62ZM66 249V248H65ZM253 249V248H252ZM16 250H17V252H16ZM45 250V251H44ZM48 250V251H47ZM186 250V249H185ZM187 250V251H188ZM255 250V249H254ZM8 251H9V253H8ZM43 251H44V253H45V255L43 256ZM243 251V250H242ZM251 251V253H252V250H249V252ZM30 252H31V249H30ZM63 251L61 250V252L60 253H62ZM87 252V253H86ZM189 252V251H188ZM226 252V253H225ZM47 253V254H46ZM59 252H57V254H58ZM96 253H98V255L96 254ZM242 253V252H241ZM241 253H239L238 255L240 256L241 255ZM246 254V252H243V254ZM57 254L56 255H53L54 257L56 256L57 257ZM235 254V255H234ZM61 255V254H60ZM60 255L58 254V256L60 257ZM61 255V256H62ZM83 255H82V257H83ZM97 255V256H96ZM252 254H250V256H251ZM255 255V253H253V255H252V257ZM0 256V257H1ZM242 256V255H241ZM247 257V254H246V257H247V259L245 258V257H243L244 258V260L245 261H240V263L241 264H264V258L261 260V259H255V256L252 258V257ZM5 257V256H4ZM44 257V258H43ZM49 257V258H50ZM66 257H65V259H64V257L62 258V261L63 260H66ZM75 257V259L76 260H72V258H74ZM83 257V258H84ZM88 257V256H87ZM189 256L187 255V258H188ZM259 257H260V255H259ZM263 257V256H262ZM90 258H91V260H90ZM100 258V257H99ZM249 258H252V259H249ZM5 259V258H4ZM43 259H45V261L43 260ZM48 259V258H47ZM80 259V260H79ZM93 259V260H92ZM57 264H58V262L60 263V261H61V259H59L58 257H57ZM72 260V261H71ZM241 260H242V258H241ZM83 262V263H82ZM48 264H50L49 262H47ZM64 262H62L61 264H63ZM72 263V264H73ZM95 263V264H96ZM28 264H29V261H28ZM56 264V263H55ZM66 264V263H65ZM74 264H76V263H74ZM78 264V263H77ZM87 264V263H86ZM175 264V263H174Z\"/></svg>","mask_w":264,"mask_h":264}]
</instances>
